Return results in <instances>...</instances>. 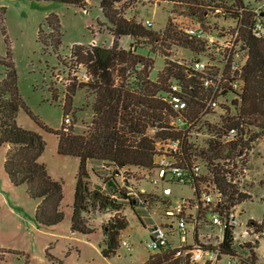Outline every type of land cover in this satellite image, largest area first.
Masks as SVG:
<instances>
[{
  "label": "trees",
  "instance_id": "trees-1",
  "mask_svg": "<svg viewBox=\"0 0 264 264\" xmlns=\"http://www.w3.org/2000/svg\"><path fill=\"white\" fill-rule=\"evenodd\" d=\"M42 1L71 4L82 10L86 5V0ZM138 1L168 2L172 4L174 10L195 17L199 21H203L204 14L215 6H222L231 16H237V9H242L241 20L246 27L251 17V13L243 7L242 0H233L229 7L215 0H99L98 6L108 23L107 31L111 36V43L107 47L80 43L70 46V56L86 68L91 79L87 83L76 84L72 81L67 86L61 105V123L56 129L42 123L21 98L9 48L6 50L5 59L0 58L1 64L6 68L4 77L0 80V146L8 145L3 158V170L8 181L12 186H24L27 196L37 200L34 220L38 226L52 227L63 219L62 181L52 178L45 164L38 160L45 148L43 137L16 124L17 113L23 110L37 126L55 136L58 154L76 157L79 161L69 218L70 230L81 234H93L95 228L89 225L84 214L88 211L112 212V215L101 224L104 238L99 244V249L104 258L116 254L120 247L119 236L128 225L126 217L120 213L122 202L133 205L134 199L126 187H119L117 184H114V189L110 191L99 187L91 188L87 162L108 164L113 168V174L128 166L149 168L152 162L153 140L146 135V129L149 126L157 130L164 127V115L169 112L168 106L156 97V93L163 90L170 77L180 78L184 75V67L164 58L163 67L157 73L156 80H149L148 73L152 70L154 61L134 53L129 48H122L119 38L128 36L134 42L142 40L149 44L156 43L162 46L164 54H168L165 50L174 44L194 50L200 49L199 43L188 39L170 22L166 23L162 32H158L143 26L134 18L125 17V10ZM44 22L48 31L42 35L43 30L38 26L37 41L43 47L50 46L53 53L58 55L57 51L61 44L59 19L56 14L49 13ZM240 32L245 35L248 59L243 71L245 93L240 119L234 124L242 122L243 125H255L259 129L258 132L252 133L247 127L248 139L241 143L242 146L264 132V36L253 38L242 26ZM132 45L136 46L131 42L130 46ZM138 64H142L140 70H136ZM133 76L137 81L130 83L129 79ZM78 88H85L92 95V116L80 133L74 131L73 124H65L63 121L64 116L71 111L73 97ZM52 99H56V94L52 93ZM102 181L108 184L105 179ZM224 191L229 201L234 199L235 194H238L239 200L243 198L232 188L224 186ZM136 217L139 220L137 215ZM250 223L254 232L264 230L262 222L250 219L248 227H251ZM246 247H250V244L247 243ZM220 251L223 254L235 252L229 228L224 231ZM4 252L15 253L14 250L0 248L2 255ZM173 253L170 248L164 249L156 255H149L144 264H187L186 261L175 258ZM0 260H3V256ZM247 264H254V252L251 250L250 261Z\"/></svg>",
  "mask_w": 264,
  "mask_h": 264
},
{
  "label": "rangeland",
  "instance_id": "rangeland-1",
  "mask_svg": "<svg viewBox=\"0 0 264 264\" xmlns=\"http://www.w3.org/2000/svg\"><path fill=\"white\" fill-rule=\"evenodd\" d=\"M99 0H86L85 11L71 4L52 1L34 0H0V58L6 57L9 48L10 57L17 75L18 92L39 120L46 126L56 129L60 126L62 114V99L67 86L75 81L74 72L78 70V63L70 56V46L75 43L86 45L109 46L111 36L107 31L108 23L104 20L98 6ZM227 7L231 0H215ZM247 9H261L264 0H243ZM180 12L174 10L171 3L138 1L125 10V17L134 18L137 22L151 21L152 30L162 32L167 21ZM49 13L57 15L61 31V44L58 55H55L50 46H41L37 41L38 26L44 35L48 28L44 22ZM210 15V14H209ZM209 19L211 15L208 16ZM222 22V20H218ZM93 38L96 39L95 42ZM133 42L135 53L151 58L154 63L148 73L150 80L157 76L162 69L164 58L171 61L180 59L184 50L178 45H171L162 53L163 48L156 43L149 44L142 40L127 42L122 39V48L127 49ZM190 58L189 53H184ZM58 57V58H57ZM187 58H182L185 62ZM83 66V65H82ZM84 67V66H83ZM82 67V68H83ZM5 66L0 62V80L4 77ZM52 93L56 99H52ZM92 95L85 88H78L75 92L71 111L64 116L68 124L74 125V131L82 132L90 122ZM63 118V121H64ZM16 124L24 129L39 133L45 140V148L39 156V162L45 164L48 174L55 180L62 181L61 210L63 219L52 227L38 226L34 220V209L37 200L30 199L24 186H12L3 170V158L6 147L0 146V248L14 250L15 253H0L3 260L0 264H144L149 255H156L160 251H152L145 246L148 239V225L150 216L157 221L164 219V211L171 209V204L180 196H190L187 186L175 183L168 184L172 193L168 197L161 194L148 183V173L145 168L123 167L119 172L112 173L113 168L100 162L88 169V181L91 188H97V177L108 181L105 190H113L115 185L126 187L129 190H145V206L138 201L133 205L122 202V213L128 222L125 231L120 234V240H127L130 249L123 245L117 249L116 254L104 258L100 254L99 244L102 241L101 225L93 234H81L70 230L69 218L73 200L75 175L78 168V159L72 156L60 155L56 152V138L53 134L45 132L23 111L19 110ZM252 133L259 129L248 127ZM262 132V131H261ZM260 133V132H259ZM260 138L251 142L248 154V176L244 184L250 191L248 197L244 195L242 221L245 218L263 223L264 227V132L256 135ZM95 172V173H94ZM95 211H88L86 215H93ZM138 216L139 220L137 219ZM88 219L89 225H92ZM100 217L95 222L98 224ZM248 220V221H249ZM241 228H236L239 232ZM234 235V234H233ZM245 243L233 241V249L239 256L235 264H247L250 261V250L254 252V264H264V230L258 234L246 236ZM172 240L176 242L177 236ZM214 242L213 239H209ZM249 243L250 247H246ZM167 249V248H165ZM213 264H226V257L222 256Z\"/></svg>",
  "mask_w": 264,
  "mask_h": 264
},
{
  "label": "built area",
  "instance_id": "built-area-1",
  "mask_svg": "<svg viewBox=\"0 0 264 264\" xmlns=\"http://www.w3.org/2000/svg\"><path fill=\"white\" fill-rule=\"evenodd\" d=\"M232 4L233 0L227 6ZM242 5L251 13L247 27L242 24V9H237V16H231L222 6L205 13L203 21L175 12L167 21L188 39L199 43L200 49L180 46L184 53L191 55L187 58L183 53V57L175 61L184 67V75L170 77L163 90L156 93L169 112L164 115V127L146 129V135L153 140V155L151 165L145 170L148 183L164 196L169 198L172 193L170 183L189 187L191 195L180 196L171 204L172 208L164 211L162 221L149 217L145 246L152 251L170 248L175 258L187 264H213L222 256L226 257V264H235L239 262L235 252L223 254L220 251L225 229L231 230L232 240L238 238V243H245L246 236L259 233L254 232L251 223L248 227L249 218L242 221L241 205L245 198L239 200L235 194L229 201L224 191L226 186L248 197L250 191L244 187L250 180L248 154L251 142L260 138L255 136L241 146L248 139L249 126L242 122L234 124L240 119L245 93L243 71L248 59L241 26L253 38L264 36V3L261 9H247L243 0ZM141 24L149 28L152 23L146 19ZM135 47L128 46L134 53ZM82 67L78 63L74 78L87 83L91 76ZM141 67L142 64H138L136 70ZM136 81L134 76L129 79L130 83ZM68 121L65 117L64 123ZM129 191L134 201L145 206V190ZM238 227L241 230L236 233ZM173 236H177L176 242ZM120 244L130 249L127 240H120Z\"/></svg>",
  "mask_w": 264,
  "mask_h": 264
},
{
  "label": "crops",
  "instance_id": "crops-1",
  "mask_svg": "<svg viewBox=\"0 0 264 264\" xmlns=\"http://www.w3.org/2000/svg\"><path fill=\"white\" fill-rule=\"evenodd\" d=\"M84 11H85V9H84ZM122 39H127V42L128 41H131V38L130 37H128V36H124V37H121V38H119V42L122 44ZM96 41V39L95 38H93V41L92 42H95ZM110 43H111V40H110ZM110 43H109V45H110ZM86 44H88V43H86ZM5 147H6V149H7V147H8V145H4ZM6 149H5V151H6ZM93 162H95V164H97L98 162H96V161H89V162H87V168L88 169H91L90 167L94 164ZM96 177H97V182H96V187H99V188H101V189H104V186H106V184H105V182H103V181H100L99 180V178H98V176L96 175ZM87 214V212L84 214L85 215V217L87 218H89V220H91V222H92V224H93V227L95 228V232L97 231V230H99V228H100V225L102 224V223H104L107 219H108V217L109 216H111L112 215V212L110 211V210H106L105 212H97V211H95L94 212V214L93 215H86ZM97 217H100V220H99V222H98V224L95 222V220H96V218ZM125 231V230H124ZM123 231V232H124ZM94 232V233H95ZM103 238H104V235H103V233H102V240H103ZM102 242V241H101Z\"/></svg>",
  "mask_w": 264,
  "mask_h": 264
}]
</instances>
